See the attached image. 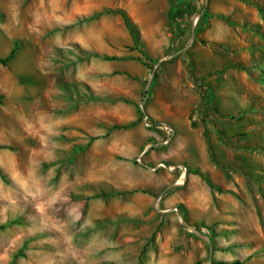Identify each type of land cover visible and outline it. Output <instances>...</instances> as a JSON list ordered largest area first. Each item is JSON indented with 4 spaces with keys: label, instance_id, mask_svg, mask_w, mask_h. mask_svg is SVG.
<instances>
[{
    "label": "rangeland",
    "instance_id": "1",
    "mask_svg": "<svg viewBox=\"0 0 264 264\" xmlns=\"http://www.w3.org/2000/svg\"><path fill=\"white\" fill-rule=\"evenodd\" d=\"M136 1L0 0V57L18 43L0 63V264H264V0L194 1L164 25L178 47L152 57L141 86L69 37L128 47L113 10ZM156 61L177 82L149 81ZM141 104L174 129L169 144ZM106 132L148 146L123 157L98 144Z\"/></svg>",
    "mask_w": 264,
    "mask_h": 264
},
{
    "label": "crops",
    "instance_id": "2",
    "mask_svg": "<svg viewBox=\"0 0 264 264\" xmlns=\"http://www.w3.org/2000/svg\"><path fill=\"white\" fill-rule=\"evenodd\" d=\"M183 0H137L134 4L127 6L128 12L134 21V23L140 29V43L138 45L134 44L131 34H125V44L128 47L122 46L120 50L112 49L111 47H104V34H70L69 37L73 41H79L84 46L88 53H101L100 55H110L116 56V58H111L114 61L116 67L127 74L132 75L137 82V86H141L148 74V62L153 56L162 53L165 49H170L171 47L177 46L179 34H162L164 25L171 23L176 19V15L179 9H184L182 4ZM222 11H226V7L222 8ZM149 12V21H146L145 13ZM224 13V12H223ZM179 14V13H178ZM120 15V14H118ZM181 18V17H180ZM194 28V26H192ZM219 38H227L228 34H217ZM178 47V46H177ZM126 50H129L126 52ZM94 51V52H89ZM97 51V52H96ZM108 59V58H105ZM104 60V59H103ZM173 61V60H172ZM169 62L165 64L162 68L160 74H157L156 78L158 82L161 81H175L176 72L174 68V63ZM95 65L92 69L96 71L95 75L100 76L98 73H104V63L93 62ZM93 75V74H92ZM88 76H84V79L88 81ZM177 82V81H175ZM170 112L164 116L166 119H172V104L169 102L167 104ZM173 122V121H172ZM175 123V121L173 122ZM177 127V124L175 123ZM74 134V133H73ZM83 135V134H81ZM103 140L98 142V144H103L108 151H119L123 157H132L148 146V140H143L142 142H137L134 137H129L124 139V141L113 142L111 133H102ZM82 144L87 145L88 139L81 136ZM87 143V144H86ZM137 168L131 172L122 173L124 176H128V182L137 181L135 178ZM144 171L143 185L144 187H151L153 185V173L146 169ZM159 175L162 177L163 181H170L172 176L166 174V172H161ZM184 173H182V176ZM165 183V182H164Z\"/></svg>",
    "mask_w": 264,
    "mask_h": 264
},
{
    "label": "trees",
    "instance_id": "3",
    "mask_svg": "<svg viewBox=\"0 0 264 264\" xmlns=\"http://www.w3.org/2000/svg\"><path fill=\"white\" fill-rule=\"evenodd\" d=\"M194 1L196 0H183L182 4H184V9H179L176 15V18L179 19V21L181 23H183L182 21H184L183 16L184 14H190L194 8H195V4ZM114 12H117L119 14L122 15L124 23L127 27V29L129 30L130 34L132 35L133 41L135 45H138L140 43V29L138 28V26L134 23V21L131 19V17L128 15V13L124 10V9H116L113 10ZM179 13V14H178ZM181 17V18H180ZM18 49V43H15V46L12 48V50L10 51V53L8 54V56L6 57H0V63H7V61L11 58L14 57L16 51ZM99 56V54H96ZM105 58H116V56H109V55H105ZM157 76V72L154 73V77L152 82L155 80ZM149 89L147 90L148 93ZM140 115L142 116V111L140 109V107L138 108ZM207 182L209 183V185H213V183L210 180H207ZM181 209L183 210V207H181ZM223 264H233V263H229V262H221ZM234 264H242L241 262H234Z\"/></svg>",
    "mask_w": 264,
    "mask_h": 264
},
{
    "label": "built area",
    "instance_id": "4",
    "mask_svg": "<svg viewBox=\"0 0 264 264\" xmlns=\"http://www.w3.org/2000/svg\"><path fill=\"white\" fill-rule=\"evenodd\" d=\"M150 62V61H149ZM160 63H161V61L159 62V61H156L155 63H150V70H151V78H150V80L149 81H152L153 80V77H154V73L155 72H157V69L159 68V66H160ZM147 88H146V90H145V94L147 95L148 93H147ZM145 95V96H146ZM140 109H141V111H142V118H143V122H144V124L147 126V127H156V128H163V129H165V131H166V136H165V138L162 140V144L163 145H167V144H169V142L171 141V139H172V137L174 136V134H175V131H174V129L171 127V126H169L168 124H166V125H161V124H158V125H156V124H154L153 122H152V120L150 119V117L143 111V104H141L140 106ZM138 161H140L141 162V156H140V158H138ZM168 168V166L165 164V162H159L155 167H152V169L153 170H157L158 168ZM171 170H173L175 167H173V166H170L169 167ZM162 198H163V196L161 195V196H159L158 198H157V204H159V202L162 200ZM174 211H176L178 214H179V212H180V210H182L181 209V206H174L173 208H172ZM179 217H180V219H182V216L181 215H179Z\"/></svg>",
    "mask_w": 264,
    "mask_h": 264
}]
</instances>
